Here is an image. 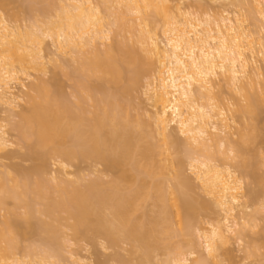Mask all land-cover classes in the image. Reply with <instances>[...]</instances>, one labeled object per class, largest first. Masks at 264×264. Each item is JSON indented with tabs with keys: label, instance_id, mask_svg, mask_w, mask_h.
Instances as JSON below:
<instances>
[{
	"label": "bare ground",
	"instance_id": "bare-ground-1",
	"mask_svg": "<svg viewBox=\"0 0 264 264\" xmlns=\"http://www.w3.org/2000/svg\"><path fill=\"white\" fill-rule=\"evenodd\" d=\"M12 2L0 0V121L16 132L24 158L33 166L31 176L18 165L9 168L13 175L6 169L0 173V264L59 263L66 229L76 242L93 245L100 239L109 248L125 243L126 255L114 256L117 264H221L230 234L244 240L260 210L247 212L251 201H243L242 178L257 186L249 191L253 200L254 190L263 189L264 173L258 175L256 154L245 155L247 145L261 139L254 121L262 102L254 90L262 86L264 93V33L258 35L264 29V0L249 1L263 22L251 30L255 23L249 25L247 18L252 20L254 13L203 20L186 15L170 0H27L26 11L40 18L22 29L2 13ZM51 6L55 13L48 18ZM112 29L134 33L135 43L119 33L111 41ZM44 38L55 47L47 61L71 67L65 72L73 81L74 102L61 94L56 74L49 82L41 78L48 73ZM148 71L146 91L154 112L141 120L123 111L121 100ZM218 77L227 86V104L218 99ZM236 115L240 131L233 126ZM4 127L0 125L1 153L9 143ZM179 137L196 154L189 161L193 178L182 172ZM216 147L228 152L219 165ZM52 161L61 170L50 175ZM88 161L102 165L110 179L95 175L85 180L78 172L68 177L72 171L65 166ZM165 169L169 179H164ZM193 181L203 195L190 200ZM218 209L224 213L221 219ZM200 217H208L207 228L198 225ZM193 233L203 240L199 245L205 256H198ZM261 235L264 239V230ZM30 236L37 242L27 245ZM176 237L183 239L173 242ZM253 247L246 252L250 257L257 252ZM160 253L165 257L156 260ZM74 260L72 264L81 262Z\"/></svg>",
	"mask_w": 264,
	"mask_h": 264
},
{
	"label": "rangeland",
	"instance_id": "rangeland-1",
	"mask_svg": "<svg viewBox=\"0 0 264 264\" xmlns=\"http://www.w3.org/2000/svg\"><path fill=\"white\" fill-rule=\"evenodd\" d=\"M54 1H56V0H54ZM97 1V0H96ZM171 1V4H179L180 6V8H181V10H182V12L183 13H185L184 11H186L187 12V14L186 15H190V14H192V15H194V16H199V17H201L203 20H206L207 19V17H209V19L211 18V20H214V19H212V17L213 18H220L219 16H221V15H223V16H225L226 14H228V15H230V17H231V14L232 13H237V11L238 12H240V11H242V14L244 13V16H246V17H248L247 15L249 14L250 16H251V14H250V12L251 13H254L253 15H254V18H253V15H252V18L254 19V20H259V19H256V17H257V13L255 14V11H253L252 10V8L254 7V5L253 4H251V3H253V0H238V2H237V0H235V2H233L234 0H170ZM248 1V2H247ZM251 3H250V2ZM17 2V3H16ZM25 1L24 0H14V2H12V3H10L8 6H6V10H5V8H4V10L2 11V13L5 11V13H6V11H7V13L5 14H3V15H7V16H5V17H8L9 19H10V23H12V25H17L19 28H22V29H24V28H28L30 25L32 26V22H33V19L35 18V17H37V15L35 14L36 12H34V13H32L33 11H30V13H29V11L27 10L26 11V9H28V8H25L26 6H27V3H29V2H27V0H26V3H24ZM49 2V1H48ZM53 2V1H52ZM242 2H244L243 4H246V5H243V4H241ZM45 3V2H44ZM43 3V4H44ZM47 3V2H46ZM94 3H95V0H94ZM235 3H237V4H235ZM240 3V4H239ZM251 4V5H249V4ZM21 6H20V5ZM48 4V3H47ZM53 4H54V2H53ZM248 4V5H247ZM26 5V6H25ZM50 5H51V2H50ZM58 4H57V2H55V4H54V8L57 6ZM200 5V6H199ZM241 5V6H240ZM253 5V6H252ZM238 6H240V7H238ZM246 7L247 9H245L244 7ZM247 6H249V8H251V9H249ZM7 7H8V10H7ZM52 7V6H51ZM53 7H52V9H53ZM244 8V10H246V12H243L244 10H243V8ZM24 9H25V11H24ZM51 9V10H52ZM242 9V10H241ZM249 9V10H248ZM49 11V13H48V15L49 16H47L48 18L49 17H52L53 15H54V13H55V9H53V11ZM234 11V12H233ZM248 11V12H247ZM230 13V14H229ZM245 14H247V15H245ZM192 15H190V17L192 16ZM228 15H226V16H228ZM233 15V14H232ZM255 15H256V17H255ZM194 16H192V17H194ZM210 16H212V17H210ZM218 16V17H217ZM249 16V17H250ZM126 17H128V20H129V17L130 16H125V18ZM7 18V19H8ZM38 18V17H37ZM40 18V17H39ZM38 18V19H39ZM131 18V17H130ZM206 18V19H205ZM215 18V19H216ZM257 18H260L259 17V15H258V17ZM8 19V20H9ZM36 19V18H35ZM45 19V18H44ZM248 20H247V22H248V24L250 25V23H252V22H254L255 24H253L252 26L250 25L249 26V28H250V30L251 29H253L255 26H256V24L258 25H261L259 22H261V20L260 21H257V23H256V21H253V19L251 20L250 18H247ZM249 19L251 20V21H249ZM261 19V18H260ZM41 20V19H40ZM110 20H111V22H112V20H113V18H110ZM127 20V21H128ZM126 21V19H125V22H127ZM130 21H132L131 19H130ZM32 23V24H31ZM262 24H263V22H261ZM133 24V23H132ZM125 25H128V22H127V24H125ZM255 25V26H254ZM258 25V26H259ZM26 26V27H25ZM129 26H130V24L128 25V29H129ZM253 27V28H252ZM259 27H261V26H259ZM113 28V27H112ZM115 28V27H114ZM116 29V28H115ZM256 29V28H255ZM254 29V30H255ZM21 30V29H20ZM113 30V29H112ZM111 30V31H112ZM125 30H126V27H125ZM262 30L264 31V29H263V26H262ZM122 31H123V33H122ZM262 31V33L260 34H258V35H260V36H262L263 35V32ZM113 32L114 33H110L111 35H113L114 34V38H112L113 36H111V41H113L117 36H116V34H118V33H116L115 32V30H113ZM121 33H122V35H124V37H126V38H129V39H127V40H130V42L129 41H127V40H125V39H123L124 41H127L128 43H131V39H133V36L135 35L134 33L132 34L131 32H129V31H127L128 33H126V32H124V29L123 30H121L120 31ZM156 32H158V31H156ZM133 35V36H131V34ZM161 33V32H160ZM159 32H158V34H157V36H159L160 37V35L162 36V34H160ZM160 34V35H159ZM120 33H119V37H120ZM121 35V37H123ZM257 35V34H256ZM131 37V38H130ZM258 37V36H257ZM118 38V37H117ZM134 38H135V36H134ZM161 38H163V37H161ZM113 39V40H112ZM121 39V38H120ZM120 39H117V40H120ZM136 39V38H135ZM160 39V38H159ZM44 40V42H43V46H45V48H46V50H45V48H44V50H45V53L43 54V55H45L46 56V58L45 59H43V62H44V60H45V62L47 61V59H48V61H50V59H52V58H50V56H51V52H54V50H55V47L53 48V46H52V40L49 38V39H43ZM116 40V39H115ZM114 40V41H115ZM134 40V39H133ZM163 40V39H162ZM110 41V40H109ZM132 42H134L135 43V40L134 41H132ZM131 44H133V43H131ZM137 45V44H136ZM135 45V46H136ZM43 50V51H44ZM51 50H53V51H51ZM47 54H48V56H47ZM50 54V55H49ZM50 59H49V58ZM52 57V56H51ZM68 57V59L69 58H71L70 56H67ZM67 57H65L66 59H67ZM60 58V59H59ZM61 58L63 59L64 57H61V56H59L58 57V59L61 61ZM63 60H65V59H63ZM47 61V64L45 65L46 66V68H47V74H45V76L43 75V77H41V78H44L45 80L44 81H47V82H49V81H51L52 80V78L54 77V75L56 74L57 76H56V79H58V82L62 85L61 86V90L60 91H62V93L61 94H63L64 93V96H66L67 97V100L69 99V101H71V102H74L75 101V97L73 96L74 95V93L72 92V90H73V85H72V83H73V81L69 78V77H67V76H69L68 74L66 75V73L67 72H65L66 71V65H63V66H60V68H58L57 66L55 67L54 66V64H51L50 62H48ZM50 63V64H49ZM49 64V65H48ZM26 66H28V65H26ZM26 66H24V67H26ZM48 66V67H47ZM62 67H64V69H62ZM71 69V67H67V70H68V72H70V69ZM29 70H31V69H28V70H26L29 74H31L32 75V78H33V74H34V72H32V71H29ZM30 72H32V73H30ZM18 74H20L21 76H22V74L21 73H18ZM36 74V73H35ZM54 74V75H53ZM151 74H152V72H147L146 73V75L144 76V77H142V79L137 83V84H139V85H137V84H135V87L133 86V89L131 90V92H129L130 94H128V96L126 95L125 96V98H123L122 100H121V103H122V106H123V111H127L126 113L128 114V115H130L131 117H135V116H138L141 120H147L148 119V115L150 114V113H153L154 112V108L152 107V102L151 101H149L148 99H150V98H148L149 96H150V91L149 92H147L148 91V89H147V87H146V85H147V83L150 81V79H151ZM24 75V74H23ZM20 76V78H22ZM35 76V75H34ZM36 76H38V74H36ZM218 78H220L221 79V81L220 80H218L217 78L215 79V80H217V81H215V82H219V83H216V87H215V90H216V88H217V90L219 89V87H221L222 88V90H221V88H220V92H218L217 90V94H218V99H219V101H225V103L227 104V101H228V103L231 101L230 100V98H229V100H228V94H229V92H228V90H227V86H226V88H225V86H223V85H225L224 83H223V79L221 78V77H218ZM220 82H221V85H220ZM12 85L14 86L15 84H13L12 83ZM220 85V86H219ZM219 86V87H218ZM17 87L18 86H16L15 87V89L13 90V92H17ZM258 88V89H257ZM260 88V86H258V87H256L255 88V92H260V93H258L259 95H257V93H256V95L257 96H259V98H260V102H262L261 104V112L259 113V115H258V117H257V119L254 121V123H256V125H257V128H258V132H257V134H258V137L259 138H261V139H257L256 140V142L253 144V143H249L248 145H247V148L250 150V152H248L247 153V155H245V156H252V154L254 155V154H256L254 157H255V162H256V164H257V162H258V164H257V172L258 173H260V174H258V175H261L262 173H264V147H263V144H264V93H263V91L261 90V89H263L262 88V86H261V88ZM146 89H147V91H146ZM214 90V92L216 93V91ZM226 90H227V92H226ZM259 90V91H258ZM261 90V91H260ZM74 91V90H73ZM228 93V94H227ZM253 93V92H252ZM220 94V95H219ZM254 94V93H253ZM260 94H261V96H262V98L260 97ZM263 94V95H262ZM149 95V96H148ZM222 96V97H221ZM62 97H63V95H62ZM66 97H64V98H66ZM222 99H221V98ZM205 101V100H204ZM219 101H218V105L219 106H221L220 104L222 103H219ZM224 101H223V103H222V105L224 104ZM203 102V101H202ZM23 103V104H22ZM204 103H206V102H204ZM242 103V102H241ZM244 103V102H243ZM26 103H24V102H21V105H22V107L23 108H25V106H23V105H25ZM92 104V103H91ZM86 107L88 108L89 107V105H90V102L88 101V103H86ZM26 106H27V104H26ZM2 107V108H1ZM0 107V113H4V105L3 106H1ZM92 107V106H91ZM231 108V107H230ZM3 109V110H2ZM19 109H22V108H19ZM234 109V108H233ZM2 110V111H1ZM91 110H92V108H91ZM1 114L0 115V118H2L3 116H4V114ZM227 116H228V114H230V113H228L227 114V112L225 113ZM129 116V117H130ZM16 119V118H15ZM234 119H235V121L237 122L236 124H233V126H234V130L236 131V129H237V127H239V129H238V131H240L242 128V125H240V123H238V121L236 120L237 119V115H236V117L234 116ZM17 120V119H16ZM12 121H15V120H12ZM16 122V121H15ZM14 123V122H13ZM6 124H8V123H6L5 121H0V125H3V126H5L4 127V130L6 131V129H7V131L6 132H8V134L6 133V135H5V137H7L8 139V142L9 143H7L8 145L6 146V148L7 149H5V150H3V152L1 153L2 154V156H3V153H4V156H3V158H0V170H1V172L0 173H3L4 171H5V169H6V171L7 170H9V172L11 173V172H13L14 173V170L12 171V170H10L11 168L13 169L14 168V166H16V165H18L17 167H23V169L25 168L26 170L28 169L29 170V176H31V172H30V169H31V166H33V164H32V161H30V160H25V158H24V154H26V151H25V149H24V147L22 146L23 144L22 143H19L20 141H19V139H18V135L16 134V132L14 131H9V130H12V129H10V127L8 126H6ZM9 125V124H8ZM235 127H236V129H235ZM233 130V131H234ZM236 134V133H235ZM181 136V135H180ZM238 135H235V136H233L234 138H235V140L234 141H236V140H239V139H236V138H238L237 137ZM261 136V137H260ZM17 138V139H16ZM180 138V139H179ZM178 138V146H179V150L178 151H181L180 153H181V155H180V158H181V162H182V164H181V169H182V172L186 175V176H188V177H192V175H191V170H190V168H189V161H190V158H192V157H195L196 156V154L194 153V154H192V151L190 152V151H187L186 150V148H191L190 147V145L188 146V144L189 143H187V145H185L186 144V142H184L183 141V143H182V140H183V137H179ZM180 140H181V142H180ZM237 142V141H236ZM20 145H19V144ZM185 143V144H184ZM180 144H181V147H180ZM182 144H183V146H187L186 148L185 147H183L182 146ZM251 144V145H250ZM219 148H221L220 150H219ZM216 147V150L218 151V152H216V154H217V158H216V164H218L219 165V162H220V164H222V162H224L225 160H222L223 158L225 159V155H227V153L228 152H226V150H224L223 149V151H222V147ZM251 149H253V151L251 150ZM6 150H7V152L9 153H7L6 152ZM189 150H191V149H189ZM248 150V151H249ZM5 151V152H4ZM171 152H172V155L171 156H174V152H173V150H171ZM190 152V154L188 155V153ZM195 152V151H194ZM226 152V154L224 155L223 153H225ZM12 153H13V155L15 154V156H12ZM10 156H8V155ZM20 157H19V156ZM21 155H23V156H21ZM1 156V155H0ZM1 156V157H2ZM5 156H7L6 157V159H5ZM15 157V158H14ZM26 157V156H25ZM9 158H11V159H9ZM24 158V159H23ZM5 159V160H4ZM3 160V161H2ZM236 160V159H235ZM235 160H232V161H229V162H232V164L233 163H235ZM54 162H55V160H54ZM54 162L52 161L51 163H49V169H50V175H52V173L54 172V170L57 172V170L59 171V170H61V169H58V168H60V167H58V165L55 163L54 164ZM4 164H5V166H4ZM32 164V165H31ZM3 165V166H2ZM12 166V167H11ZM4 167V168H3ZM10 168V169H9ZM64 169H67L68 171L67 172H71L72 171V174H74V175H68V177H72V178H74V176L77 174V172H78V175H80V176H84L83 178L85 179V180H89V178H93V176L95 177V175L97 176V175H99V176H101L102 177V179L103 180H109L110 179V177H111V173L110 172H107L106 170H104V167L102 166V165H98V164H96V163H92L91 161H88V162H81V163H77V165H75V163H74V165L73 166H70V167H68L67 166V168H66V166H65V168ZM63 169V170H64ZM8 172V171H7ZM74 172V173H73ZM13 173H11V175H13ZM31 173V174H30ZM110 173V174H109ZM163 173H164V179H169L170 178V174H168V171L165 169L164 171H163ZM237 173V172H236ZM239 175V174H238ZM29 176H28V178H29ZM48 176H49V174H48ZM50 177V176H49ZM67 177V178H68ZM193 178V177H192ZM245 178V179H244ZM244 178H242V181H244V183L242 182V186H243V190H244V193L246 194V196L244 197V200L243 201H245L246 203H247V201H251V203L252 202H254V203H248L249 205V208H247V212H253V209L255 208V209H260L258 212V216L257 215H255L256 217V219H255V227H247V236H246V238L244 239V240H242V241H239V240H237V238H235L234 236V234H230V241H229V243L226 245V247H225V249H226V251H227V253H228V255H225V256H222L221 258H220V261H221V264H263L264 263V239H262V232H263V230H264V208L262 209V203L264 202V185H262L263 186V189H262V187L258 190V189H255L254 191H256L257 190V193L256 194H254V199L253 200H250V197H249V199H248V195H249V191L250 190H252V188L254 187L255 188V186L256 185H254V182L252 183V179L250 180V178L249 177H244ZM30 180L32 179H34V175H33V178L32 177H30L29 178ZM196 181H193V184H192V187H193V190L194 191H192L190 194H189V199L190 200H192V199H194L196 196H198V195H203L202 193H201V191H199L198 190V184H197V182L195 183ZM195 183V184H194ZM257 187V186H256ZM247 191H248V193H247ZM194 192V193H193ZM256 195H257V197H256ZM8 203H10V204H8ZM8 205L7 206H9V208L10 207H12V204H11V201L9 202V200H8ZM261 203V204H260ZM18 208V209H17ZM21 207H17L16 206V212H20L21 211V209H20ZM254 209V210H255ZM1 214H0V216L3 214V212L1 211L0 212ZM222 216H224V213L221 211V210H217V214H216V217L218 218V219H221V217ZM201 218V217H200ZM230 219H232L231 217H229ZM0 219H1V217H0ZM229 219V222H228V224H230V223H232L231 221L232 220H230ZM207 221H209L208 220V217H205V218H201L200 219V224H198V225H200V227H202V228H207L208 227V225H207ZM197 225V226H198ZM196 226V227H197ZM263 229V230H262ZM65 232V235H67L66 236V238H68V239H65V242L66 243H64V246L62 247V249H61V251H60V257H62L63 258V261H61L62 260V258H60L59 259V261H57V262H59L60 264L63 262V264H72L75 260V258H76V260H78V261H81L80 262V264H117L116 262H115V260H113L114 259V256H115V254H121V255H126V253H127V249H128V246L124 243H122L121 245H120V247H115V248H113V247H110L109 248V246L107 245L106 246V244H105V242H103V240H100V239H97L96 241V243L95 244H90V242L88 243V241H74L73 239H72V237H71V235H70V231L68 232L67 231V229L64 231ZM32 237V238H31ZM36 236H30V241H29V239H28V243H27V245L28 244H34V241L36 240V238H35ZM199 237V238H198ZM183 239V238H182ZM182 239L181 238H179V237H176V238H173L172 239V241L173 242H180V241H182ZM185 240H187V239H189V237H185L184 238ZM192 239L194 240V242H195V245L196 246H199V248L197 247V251H199V254L200 255H198V256H205V251H204V249L202 248L203 247V244H202V242H203V240L201 239V237L197 234V233H193V236H192ZM30 242V243H29ZM35 242H37V241H35ZM201 242V243H200ZM26 243H24L23 242V245L25 244L26 245ZM199 243L202 245V247H200L201 245H199ZM21 245H22V243H21ZM36 245V244H35ZM257 246L258 248H257V252H256V254L255 255H253V256H248L247 254L248 253H246V252H248V250L250 249H252V247L253 246ZM251 247V248H250ZM254 248V247H253ZM253 250V249H252ZM72 255V256H71ZM194 256V255H193ZM193 256H191V257H193ZM72 257V258H71ZM165 256L162 254V253H160L159 255H158V258H157V256H156V260H160V259H162V258H164ZM70 259V260H69ZM73 259V260H72ZM80 259V260H79ZM83 260V261H82ZM86 260V261H85ZM66 262V263H65ZM71 262V263H70ZM59 263H57V264H59Z\"/></svg>",
	"mask_w": 264,
	"mask_h": 264
}]
</instances>
